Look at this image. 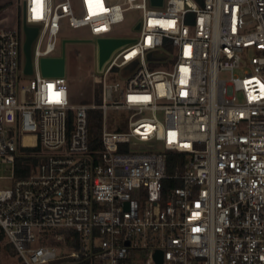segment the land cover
Segmentation results:
<instances>
[{
  "label": "built area",
  "instance_id": "1",
  "mask_svg": "<svg viewBox=\"0 0 264 264\" xmlns=\"http://www.w3.org/2000/svg\"><path fill=\"white\" fill-rule=\"evenodd\" d=\"M21 8L39 29L28 85L23 22L9 21ZM129 10L140 29L112 36ZM66 23L96 42L134 39L89 73L88 103H73L66 75L42 73L62 56ZM118 70L131 73L111 83ZM118 111L124 131L108 126ZM39 146L16 178L21 148ZM170 153L183 157L171 174ZM0 160L13 181L0 188V228L24 264H264V0H0Z\"/></svg>",
  "mask_w": 264,
  "mask_h": 264
},
{
  "label": "rangeland",
  "instance_id": "2",
  "mask_svg": "<svg viewBox=\"0 0 264 264\" xmlns=\"http://www.w3.org/2000/svg\"><path fill=\"white\" fill-rule=\"evenodd\" d=\"M19 18L20 22L24 20L23 9L17 10V13H9V21L11 22L13 17ZM6 15V14H5ZM14 15V16H13ZM4 16V13L2 14ZM141 20V12L138 10H129L125 13L124 23L116 26L112 36L116 37H134L136 35L135 26ZM24 34H22L23 36ZM25 36H23V39ZM91 40L92 43H67L65 45V58H66V77L71 87V93L73 97V103H88L91 99V92L93 90L92 83L88 80L90 72H97V45L96 39L91 35L88 28L74 29L66 23L62 29L60 35V41L58 44L61 53H63V41L64 40ZM23 50V48H22ZM256 55L255 50L249 49L245 55L243 62L247 64L249 60ZM23 64V56L21 58ZM127 70H118L115 74V78L110 79L111 83H121L130 74ZM242 74V72H238ZM32 78L21 74L22 84L28 85ZM83 93V95H81ZM101 117V116H100ZM102 126V118L100 119ZM108 126L111 130L114 128H120V131H124L127 126L126 114L122 111L110 112L108 118ZM12 171L7 165L3 164L0 160V176H11ZM12 180H0V188H10L12 186ZM6 242L3 244V249L0 251V262L2 264H24L18 255H12L7 251ZM61 251H65V248H60Z\"/></svg>",
  "mask_w": 264,
  "mask_h": 264
},
{
  "label": "water",
  "instance_id": "3",
  "mask_svg": "<svg viewBox=\"0 0 264 264\" xmlns=\"http://www.w3.org/2000/svg\"><path fill=\"white\" fill-rule=\"evenodd\" d=\"M164 0H151L153 6H162ZM140 25L135 27L138 31ZM39 29L38 27L28 26L23 20V33L25 41L23 44L24 68L23 74L27 77L33 74L32 62V46L37 38ZM134 39L128 38H101L97 40V68L102 71L105 64L109 61L112 55L132 43ZM67 43H92L91 40H65L63 42V53L59 58H45L41 62L42 73L45 77H64L66 75V58H65V45ZM133 66H130V69Z\"/></svg>",
  "mask_w": 264,
  "mask_h": 264
},
{
  "label": "trees",
  "instance_id": "4",
  "mask_svg": "<svg viewBox=\"0 0 264 264\" xmlns=\"http://www.w3.org/2000/svg\"><path fill=\"white\" fill-rule=\"evenodd\" d=\"M90 120H89V138H90V149L92 152L100 151L102 149V143H101V123H100V112L97 110H93L89 114ZM69 127L72 129L74 127V120H75V112L70 111L69 115ZM29 138H26V141H28ZM42 152L41 146L37 148H21V153L16 159V170H15V176L16 178H25L30 175L31 170L33 167L37 166L40 162V154ZM183 157L182 155L178 153H170L168 155V171L171 174L175 168V166L182 161ZM165 190L176 186V182L171 180H166L165 183ZM66 235V238L68 241L72 242L74 239L79 238V234L76 233L73 230H65L61 231ZM6 242V235L2 228H0V251L3 249V244ZM7 243V242H6ZM8 252H10L12 255H17V252L13 248L12 245L6 244V247ZM0 264H2L0 262ZM56 264V263H55Z\"/></svg>",
  "mask_w": 264,
  "mask_h": 264
}]
</instances>
